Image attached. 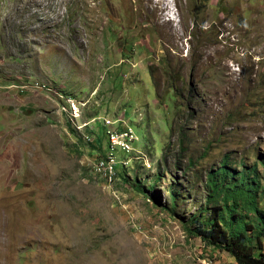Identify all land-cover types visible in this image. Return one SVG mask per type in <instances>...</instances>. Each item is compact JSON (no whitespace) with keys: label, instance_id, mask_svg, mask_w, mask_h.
Returning <instances> with one entry per match:
<instances>
[{"label":"rangeland","instance_id":"1","mask_svg":"<svg viewBox=\"0 0 264 264\" xmlns=\"http://www.w3.org/2000/svg\"><path fill=\"white\" fill-rule=\"evenodd\" d=\"M226 154L263 192L264 0H0V264H238L186 230Z\"/></svg>","mask_w":264,"mask_h":264},{"label":"trees","instance_id":"2","mask_svg":"<svg viewBox=\"0 0 264 264\" xmlns=\"http://www.w3.org/2000/svg\"><path fill=\"white\" fill-rule=\"evenodd\" d=\"M121 122L123 125L118 124L119 131H133L126 122ZM97 136L91 145L93 149L101 150L102 139ZM117 149L129 152L115 148V155ZM106 154L98 160L105 161ZM115 158L119 161L117 156ZM122 161L118 166L125 168ZM259 163L264 166V159ZM232 165L231 155L226 154L222 162L209 172L207 207L190 217L192 229L187 226L186 230L191 237L200 238L208 246L228 251L238 264H264V211L259 203L264 199L262 176L258 165L250 168L243 165L241 169ZM120 176L124 175L120 173ZM177 195V190H172V199L176 200Z\"/></svg>","mask_w":264,"mask_h":264},{"label":"bare ground","instance_id":"3","mask_svg":"<svg viewBox=\"0 0 264 264\" xmlns=\"http://www.w3.org/2000/svg\"><path fill=\"white\" fill-rule=\"evenodd\" d=\"M119 123V122H118ZM115 134V133H114ZM113 135V134H112ZM111 135V136H112ZM127 140H129V146H125L123 143H116L114 144V139L113 137H111L110 139V142H111V146H114V149L115 148H121V149H125V150H128L129 151V147L132 143H135V138L133 136V132L130 131L129 133H127ZM129 148V149H128ZM111 150V149H110ZM115 154L114 152H110L107 156H106V160L103 161V160H99L98 161V164L96 165L97 168L99 169V171L102 173H105L104 175L106 176V174L108 176H110V171H111V167H112V164L114 163L115 165V162H116V158H115ZM115 161V162H114ZM125 164V163H124ZM111 166V167H110ZM114 179V178H113ZM114 181V180H113ZM110 182V181H109Z\"/></svg>","mask_w":264,"mask_h":264},{"label":"built area","instance_id":"4","mask_svg":"<svg viewBox=\"0 0 264 264\" xmlns=\"http://www.w3.org/2000/svg\"><path fill=\"white\" fill-rule=\"evenodd\" d=\"M111 137H113V139H114V144L123 143L126 147L129 146V140H127L126 130L119 131L118 127H117V133L113 134ZM108 152H115L114 146H111V150H109Z\"/></svg>","mask_w":264,"mask_h":264}]
</instances>
